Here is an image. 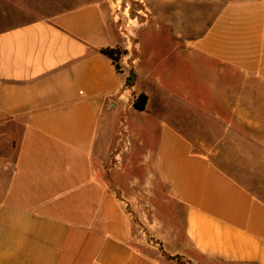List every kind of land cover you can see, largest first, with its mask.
<instances>
[{
	"label": "crops",
	"instance_id": "obj_1",
	"mask_svg": "<svg viewBox=\"0 0 264 264\" xmlns=\"http://www.w3.org/2000/svg\"><path fill=\"white\" fill-rule=\"evenodd\" d=\"M122 1L51 0L20 22L12 7L28 0H0V124L23 126L0 190V264L161 262L132 240L118 185L102 176L111 113L147 135L154 179L183 212L184 234L163 244L168 255L264 264V197L201 128L211 121L236 148L264 153V0H155L156 11L197 5L208 21L133 57L132 87L130 71L101 52L122 45L113 8Z\"/></svg>",
	"mask_w": 264,
	"mask_h": 264
},
{
	"label": "rangeland",
	"instance_id": "obj_2",
	"mask_svg": "<svg viewBox=\"0 0 264 264\" xmlns=\"http://www.w3.org/2000/svg\"><path fill=\"white\" fill-rule=\"evenodd\" d=\"M154 1L137 0L130 3L123 0L119 7L113 5L122 40V45L114 49L119 69L130 71L131 59L139 56V52L144 53L150 48L158 50L164 45L165 37L172 39L174 34L188 36L192 26L204 28L208 21L197 5H182L178 2L174 5H161L156 11ZM49 2L51 0H28V6L20 4L12 7V13L20 22L29 21L39 12H45V6L49 5L44 4ZM143 40L145 42L140 43ZM208 83L207 86H210L211 81ZM127 115H110L105 128V146L100 156L102 176L110 185H118L112 188L117 197L124 201L126 212L132 218V240L140 242L138 244H142L146 252L158 256L161 260L159 264H186L181 257L168 255L163 246L171 245L165 240L171 241L184 234L183 212L170 200L167 186L154 179V172L149 167V139L147 135L142 137L132 134V122ZM201 128L202 140L215 146L216 150L226 152L223 163L227 166H231L228 161L230 158L236 166L245 168L240 174L249 178L241 180L264 197V153L242 142L236 148L225 137L224 130L211 121L202 123ZM22 129V124L18 122L0 124V190L4 189L9 180Z\"/></svg>",
	"mask_w": 264,
	"mask_h": 264
},
{
	"label": "trees",
	"instance_id": "obj_3",
	"mask_svg": "<svg viewBox=\"0 0 264 264\" xmlns=\"http://www.w3.org/2000/svg\"><path fill=\"white\" fill-rule=\"evenodd\" d=\"M101 52L114 60L118 67L117 58L114 57V49H103ZM119 68V67H118ZM136 74L133 70L130 71L129 76L126 79V86L132 87L135 85ZM148 103V96L146 94H140L136 99L134 106L138 110H145Z\"/></svg>",
	"mask_w": 264,
	"mask_h": 264
}]
</instances>
